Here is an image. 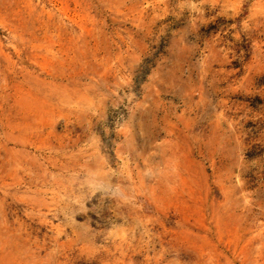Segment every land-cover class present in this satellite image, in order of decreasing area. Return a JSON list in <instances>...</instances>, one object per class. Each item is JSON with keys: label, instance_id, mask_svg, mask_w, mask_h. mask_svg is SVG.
Here are the masks:
<instances>
[{"label": "rangeland", "instance_id": "rangeland-1", "mask_svg": "<svg viewBox=\"0 0 264 264\" xmlns=\"http://www.w3.org/2000/svg\"><path fill=\"white\" fill-rule=\"evenodd\" d=\"M0 264H264V0H0Z\"/></svg>", "mask_w": 264, "mask_h": 264}]
</instances>
